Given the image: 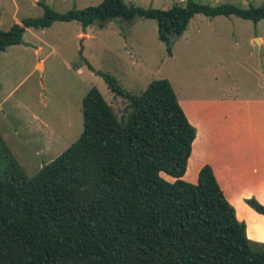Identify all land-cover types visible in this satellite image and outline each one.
<instances>
[{"label": "trees", "instance_id": "16d2710c", "mask_svg": "<svg viewBox=\"0 0 264 264\" xmlns=\"http://www.w3.org/2000/svg\"><path fill=\"white\" fill-rule=\"evenodd\" d=\"M41 4L43 16L0 29V52L21 44L27 28L55 21L77 20L86 28L114 18H153L172 54L173 39L196 14L264 19V2L241 7L186 0L158 9L103 0L67 12ZM90 68L127 101V114L120 121L93 87L73 144L33 176L12 160L0 178V264H264V242L249 238L212 166L201 168L197 182L184 178L197 128L171 81L153 80L135 94L112 74ZM246 202L264 214L259 200Z\"/></svg>", "mask_w": 264, "mask_h": 264}, {"label": "rangeland", "instance_id": "374dc122", "mask_svg": "<svg viewBox=\"0 0 264 264\" xmlns=\"http://www.w3.org/2000/svg\"><path fill=\"white\" fill-rule=\"evenodd\" d=\"M35 1L0 0V29L9 30L26 17L43 16L41 1L58 12H67L99 5L103 0ZM125 1L158 9L186 3ZM196 1L241 7L264 2ZM259 35L264 36V19L254 23L236 15L209 17L199 13L185 32L173 39L174 55L170 56L153 18H114L104 26L95 22L86 28L77 20L55 21L45 29L27 28L21 44L0 52V178L5 177L14 158L33 176L73 144L84 127L83 99L93 87L123 121L127 101L91 66L112 74L135 94L153 80L171 78L179 95L186 89L194 96H203L231 88L246 96H264V44L255 38Z\"/></svg>", "mask_w": 264, "mask_h": 264}, {"label": "crops", "instance_id": "0c3cea01", "mask_svg": "<svg viewBox=\"0 0 264 264\" xmlns=\"http://www.w3.org/2000/svg\"><path fill=\"white\" fill-rule=\"evenodd\" d=\"M255 38L264 44L263 35ZM169 80L197 128L188 163L193 172L187 169L184 178L189 175L188 181L197 182L201 168L211 165L238 218L246 222L249 238L264 242V214L246 202L256 198L264 204V96H246L231 88L203 96L186 89L179 95Z\"/></svg>", "mask_w": 264, "mask_h": 264}]
</instances>
